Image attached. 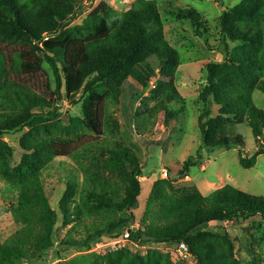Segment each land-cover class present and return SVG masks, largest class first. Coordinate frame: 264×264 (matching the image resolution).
<instances>
[{
	"label": "trees",
	"instance_id": "1",
	"mask_svg": "<svg viewBox=\"0 0 264 264\" xmlns=\"http://www.w3.org/2000/svg\"><path fill=\"white\" fill-rule=\"evenodd\" d=\"M75 15L70 0H0V181L17 193V203L9 212L21 226L14 237L0 244V264H35L53 249L57 217L45 196L41 172L55 158L73 157L93 135L102 136L107 127V96L116 100L122 87L131 94L133 87L123 86L128 75L146 88L159 73L167 80L160 96L167 95L166 104L180 103L171 75L178 57L159 31L155 3L138 1L118 13L99 1L89 14L93 24L88 31L73 28L58 34L68 25L67 18ZM185 16L194 18L191 11ZM219 27L223 63H208L205 68V85L199 95L203 105L198 118L199 150L213 153L238 148L239 165L250 169L264 155V111L251 97L256 81L264 94V0H239L221 12ZM229 43L242 47V52L229 51ZM149 58L156 60V68ZM226 69L236 73L235 85L224 79L225 74L222 77ZM103 87L105 91L99 92ZM77 95L83 100L82 117L71 118L69 127L60 125L61 102L67 98L74 104ZM210 103L217 107L215 117L210 116ZM164 105L160 109L165 122L183 112ZM225 122H245L254 139L262 140L250 157L241 153L240 135L222 132ZM24 129L28 130L20 141L24 153L18 165L11 167L13 150L1 138ZM106 153L108 158L94 163L92 171L83 170L80 184L81 203L96 204L95 211L103 218L101 228L78 242L62 240L60 246L89 251L98 238L116 239L128 232L132 243H150L144 236L155 244L183 243L195 264H242L234 257L227 236L205 233L203 237V229L213 223L264 218V197L231 185L203 196L192 183L175 185V179L168 177L153 185L140 227L133 230L143 169L127 147L117 146ZM191 160L183 162L178 177L189 173ZM61 254L57 252L59 259H63ZM251 254V264H260L253 250ZM110 258L106 264H177L155 250L144 255L119 250Z\"/></svg>",
	"mask_w": 264,
	"mask_h": 264
},
{
	"label": "rangeland",
	"instance_id": "2",
	"mask_svg": "<svg viewBox=\"0 0 264 264\" xmlns=\"http://www.w3.org/2000/svg\"><path fill=\"white\" fill-rule=\"evenodd\" d=\"M99 1L107 3L118 13L128 11L138 1L155 3L159 13V31L177 53L178 63L171 75L172 83L181 99L179 104H166L167 95L164 93L166 98H163L160 93L164 89V81L167 80L158 72L156 77L149 80L146 88H142L128 75L123 86L130 84L133 87L132 93L129 94L127 88L122 87L116 100L110 95L107 96V127L102 136L93 135L89 143L73 157L55 158L41 172L45 196L50 208L56 213L57 221L53 230V249L35 264H56L60 261L63 264H106L112 260L110 255L119 250L139 255L155 250L168 255L174 263L195 264L188 253L180 254L177 246L155 244L147 239L144 241L150 243L140 244L125 241L122 237H101L91 243L89 251L66 248L59 243L65 239L78 242L101 228L100 221L103 218L99 211H95L96 204L91 201L86 205L81 203L80 184L84 179L83 170L92 171L94 163L107 159V150L117 146L130 149L143 169L144 176L139 178L141 191L138 207L133 211V230L140 227L153 185L168 177L175 179V185L192 183L203 196L224 185H231L247 194L264 197V155L257 158L254 167L244 169L239 165L238 148L213 153L199 150L198 118L203 109L199 95L205 85V68L208 63H223L219 17L223 10L232 8L239 0H70L73 10L76 11L75 18H67L68 25L58 34L73 28L82 32L88 31L93 24L89 14ZM189 11L194 18L185 16ZM238 46L229 43V51L234 49L237 53L242 52L243 48ZM148 62L156 68V60L149 58ZM225 64L228 65L226 62ZM231 71L226 69L221 75L223 78L226 75L224 79H231L235 85L238 82L237 76ZM257 83L258 81L252 88L251 97L255 106L264 111V94L256 87ZM98 91L104 92L105 88H98ZM75 100L74 104L67 98L61 102L58 118L60 125L69 127L71 118L82 117L83 100L79 95ZM163 104L167 109L181 108L183 112L175 119L165 122L164 111L160 109ZM209 105L210 116L215 117L217 107L211 103ZM221 130L225 135H240L243 138V156L250 157L262 141L254 139L245 122H225ZM27 131L24 129L20 133L1 138L13 150L9 161L11 167L18 165L24 153L20 141ZM79 131L78 129L77 134L81 133ZM69 136L71 138L73 133ZM189 157L192 159L189 173L178 177L177 171ZM164 173L166 176H163ZM16 203L17 193L0 181V244L6 243L21 229L9 212ZM77 207L80 209L77 210ZM205 233L227 236L232 243L234 257L242 264H251V250L261 260L260 264H264V218L258 216L239 223H213L203 229V237ZM58 251L62 253L63 259L58 258Z\"/></svg>",
	"mask_w": 264,
	"mask_h": 264
},
{
	"label": "built area",
	"instance_id": "3",
	"mask_svg": "<svg viewBox=\"0 0 264 264\" xmlns=\"http://www.w3.org/2000/svg\"><path fill=\"white\" fill-rule=\"evenodd\" d=\"M163 176H166V173H164ZM122 239H125L128 240V232H125L124 235L122 236ZM177 251L180 253V254H187V248L186 246L183 244V243H180L178 246H177ZM21 264H30L28 262H22Z\"/></svg>",
	"mask_w": 264,
	"mask_h": 264
},
{
	"label": "water",
	"instance_id": "4",
	"mask_svg": "<svg viewBox=\"0 0 264 264\" xmlns=\"http://www.w3.org/2000/svg\"><path fill=\"white\" fill-rule=\"evenodd\" d=\"M143 238L147 239V240H153L152 238H149V237H146V236H144Z\"/></svg>",
	"mask_w": 264,
	"mask_h": 264
}]
</instances>
